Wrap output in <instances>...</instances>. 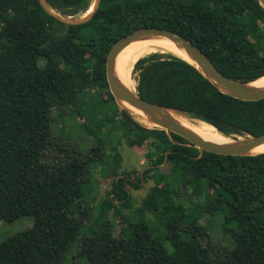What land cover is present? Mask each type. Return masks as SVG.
Wrapping results in <instances>:
<instances>
[{"label": "trees", "instance_id": "trees-1", "mask_svg": "<svg viewBox=\"0 0 264 264\" xmlns=\"http://www.w3.org/2000/svg\"><path fill=\"white\" fill-rule=\"evenodd\" d=\"M46 1L66 16H82L92 4ZM147 26L184 35L230 78L249 82L264 75L259 0H100L90 19L74 25L39 0H0V207L10 218H33L30 227L0 241V264H63L79 239L86 260L79 264H264V152L201 150L179 134L145 125L109 90L111 47ZM146 51L122 72L137 61L142 98L233 138L264 133V97H234L183 57L159 51L141 57ZM70 105L94 143L85 154L73 150L62 158L64 148L49 151L51 120L54 107L62 114ZM112 134L144 148L148 166L134 179L136 168L120 172L121 155L106 150L116 149L107 143ZM97 164L115 178L88 234L81 218L87 212L79 207L96 189L90 171ZM150 172L154 184L129 218L125 185L139 188L136 180ZM112 209L119 212L117 234L108 217ZM216 211L233 238L229 248L215 247L200 222ZM147 212L158 215L157 224Z\"/></svg>", "mask_w": 264, "mask_h": 264}, {"label": "rangeland", "instance_id": "rangeland-1", "mask_svg": "<svg viewBox=\"0 0 264 264\" xmlns=\"http://www.w3.org/2000/svg\"><path fill=\"white\" fill-rule=\"evenodd\" d=\"M93 2L94 0H92V3ZM79 16L81 15H74V17ZM212 19L214 21L216 20L215 17H213ZM157 51L163 52L160 49ZM137 76L138 72L137 70H135V67L132 66L130 73V81H133H131V84L133 85L135 91H137ZM74 110L75 106L70 105L61 114L60 109L58 107L53 108L54 120H51V129L53 131L54 140L53 145L50 147L49 151L52 152L53 150H55L56 153L57 148H64L63 152L60 154L62 158H65L66 154L69 151L72 152L73 150H81V153L85 154L94 143L92 137L88 136L86 133V128L84 126L85 119L82 118L80 115L76 114ZM141 122L144 123L143 121ZM149 122L152 124L151 121ZM151 124H149L148 126L153 125ZM118 133L120 132L118 131ZM107 143L108 145H110V143L113 144V146H115L116 148L114 150L107 146V151H118L121 155V166L119 168L120 172L136 168L137 173L131 176L132 179H134L135 175L142 172L148 166L147 160L141 154L144 151L143 147H130L124 138H121V140L119 141L117 140V137L113 134L111 137V142ZM164 168L165 170L169 169L167 164L164 165ZM90 173L96 189L92 194L88 195L86 199L81 200L82 204L79 209L81 211H86L87 214L85 216L78 214V217L82 216V231L83 233L88 234H91V229L95 225L94 222L98 215L101 213V201L106 197L105 194L111 190L112 181L115 178L113 173H106L104 170H102V165L100 164L94 166ZM152 177L153 173L150 172L146 177L142 178L141 180L135 179L136 183L140 186L139 188H135L133 186L129 187L128 185H125V188H128L130 190L131 200L129 202V206L124 208L123 212L130 216H133L129 218H134V216H136L135 213H132V210L139 207L142 198L145 196L150 187L154 184V180ZM188 197L196 202L199 201V198L196 195L189 194ZM115 203L117 208L118 203ZM118 213L119 212L117 211V209L115 210V212L113 209L109 210L108 213V217L113 221V230L115 234H117L120 230ZM7 215L8 214L5 212L3 207H0V241L4 240L8 236L13 235L18 231L30 227L33 224V218L29 215L15 218H10V215L9 217ZM147 215L151 220L154 221L155 224L158 223L159 218L157 214L147 212ZM200 222L205 224V226L207 227V230L210 234V240L215 247L222 245L226 248H229L233 246V238L229 234V232L224 228L223 216L220 212L216 211L215 215L213 216L206 212L204 215H202ZM80 241L81 239H79V241L75 243L66 253V257L63 261V264H79L86 262V260L81 256L79 252Z\"/></svg>", "mask_w": 264, "mask_h": 264}, {"label": "water", "instance_id": "water-1", "mask_svg": "<svg viewBox=\"0 0 264 264\" xmlns=\"http://www.w3.org/2000/svg\"><path fill=\"white\" fill-rule=\"evenodd\" d=\"M39 1L46 11L68 25L80 24L90 19L100 3V0H94L90 11L87 10L84 15L74 17L71 15L66 16L55 11L46 0ZM259 2L264 8V0H259ZM148 35L166 36L175 43H179L186 50L193 62L188 59L186 60L196 66L207 78L217 85L221 91L245 100H255L264 97V86H255L251 84L252 81H255L256 79L244 82L224 75L212 62L209 56L184 35L162 27L147 26L138 28L118 39L108 53L106 59L107 81L109 90L113 94L117 103L126 108L122 102H127L133 107L142 110L150 117L151 122L156 126L170 130L185 137L201 150L233 155H246L254 153L252 150L264 142V133L259 135L248 134L243 137L237 136L235 138L231 137L232 141L228 143H217L202 139L196 133L189 131L180 125L170 108L142 98L137 91L129 89L118 79L115 72V62L118 53L133 41L142 39Z\"/></svg>", "mask_w": 264, "mask_h": 264}, {"label": "bare ground", "instance_id": "bare-ground-1", "mask_svg": "<svg viewBox=\"0 0 264 264\" xmlns=\"http://www.w3.org/2000/svg\"><path fill=\"white\" fill-rule=\"evenodd\" d=\"M92 4L90 6L91 8L89 7L88 11L92 9ZM159 49L162 50L163 52H169V53L181 56L193 62V60L187 54L186 50L179 43H175L173 40L169 39L168 37L161 36V35L145 36L142 39L133 41L132 43L127 45L125 48H123L118 54L116 58V62H115V72H116L118 79L129 89L134 90L133 85L131 84L132 80L130 81V73H131L132 67L129 70H127L123 75H122V72L124 71L126 66L140 52L148 50L141 56L143 57L152 52H156ZM135 63L132 66H134ZM251 84L255 86H264V75L256 79L255 81H252ZM122 104L127 109H129L131 112H133L134 115L137 116L139 120L143 121L147 125L151 124L149 122L151 121V119L145 112L133 107L127 102H122ZM173 113H174L176 120L180 123V125H182L187 130L192 131L198 134L199 136L203 137L205 140L213 141L217 143H228L232 141V138L230 136H227L219 132L213 125H210L204 122H199V121H191L186 116L179 115L175 112ZM152 124H151L152 126H156L154 123ZM252 152L254 153L264 152V142L256 146L252 150Z\"/></svg>", "mask_w": 264, "mask_h": 264}]
</instances>
